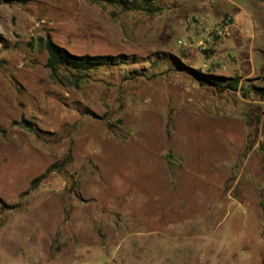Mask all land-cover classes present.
<instances>
[{"label":"rangeland","instance_id":"rangeland-1","mask_svg":"<svg viewBox=\"0 0 264 264\" xmlns=\"http://www.w3.org/2000/svg\"><path fill=\"white\" fill-rule=\"evenodd\" d=\"M127 1L0 0V264H264V68L201 82L231 18ZM48 38L129 58L59 80Z\"/></svg>","mask_w":264,"mask_h":264},{"label":"crops","instance_id":"crops-1","mask_svg":"<svg viewBox=\"0 0 264 264\" xmlns=\"http://www.w3.org/2000/svg\"><path fill=\"white\" fill-rule=\"evenodd\" d=\"M192 1L197 2L199 0ZM201 1L202 11H204L207 17L220 20L228 15L231 18L232 35L220 45L219 49L222 52L223 58L229 57L233 60L228 65L229 71L224 72L219 69L213 77L259 76L264 68V1ZM247 48L248 53L244 57L241 51L245 50L246 52ZM258 67H260L259 70ZM256 86L264 87V84Z\"/></svg>","mask_w":264,"mask_h":264},{"label":"trees","instance_id":"trees-1","mask_svg":"<svg viewBox=\"0 0 264 264\" xmlns=\"http://www.w3.org/2000/svg\"><path fill=\"white\" fill-rule=\"evenodd\" d=\"M113 2H119L126 6L127 0H110ZM130 8L140 9L141 5L136 2ZM45 46L48 52V58L46 66L50 69L51 75L55 79L62 80L61 70H67L75 78H87L90 72L99 69L103 66H112L125 63L128 60V56L125 54L110 55V54H75L70 52L67 48L55 43L52 39L48 38L45 42ZM133 62H137L136 59H132ZM191 73L201 82L212 84L215 87H221L224 89L236 90L238 88L237 77H225L217 76L213 77L205 74L201 70H190ZM253 91L264 98V87H253Z\"/></svg>","mask_w":264,"mask_h":264},{"label":"built area","instance_id":"built-area-1","mask_svg":"<svg viewBox=\"0 0 264 264\" xmlns=\"http://www.w3.org/2000/svg\"><path fill=\"white\" fill-rule=\"evenodd\" d=\"M210 22H211V21H210ZM210 27H214V25H213V24H211V25H210Z\"/></svg>","mask_w":264,"mask_h":264}]
</instances>
